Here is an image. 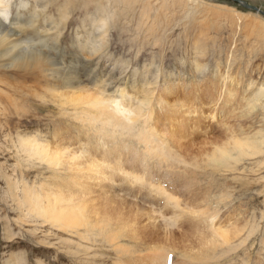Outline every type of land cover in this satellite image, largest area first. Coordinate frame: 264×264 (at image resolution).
Returning <instances> with one entry per match:
<instances>
[{
	"label": "rangeland",
	"instance_id": "1",
	"mask_svg": "<svg viewBox=\"0 0 264 264\" xmlns=\"http://www.w3.org/2000/svg\"><path fill=\"white\" fill-rule=\"evenodd\" d=\"M10 4L4 28L46 30L59 64L0 55V264H264V14L232 0ZM70 151L116 174L90 181L78 213L46 197L87 191L61 163Z\"/></svg>",
	"mask_w": 264,
	"mask_h": 264
},
{
	"label": "bare ground",
	"instance_id": "2",
	"mask_svg": "<svg viewBox=\"0 0 264 264\" xmlns=\"http://www.w3.org/2000/svg\"><path fill=\"white\" fill-rule=\"evenodd\" d=\"M70 1V0H69ZM10 2L11 0H0V19H2L3 22L0 23V55H8L10 56L11 60L13 61V63H15L18 67L24 69V70H40L42 72H46L47 70H50L51 72H53V70L49 69L50 65H52V67L56 64H59L55 61H53V57H51V55L49 54H45L47 52H43L42 48H46V44L47 43L45 41L46 35H47V31L43 30V31H38V30H34L31 34H28L26 32V28L21 27L20 25L17 27L18 30H13L11 31V26L9 28H4V26L6 24H9V15H10ZM68 3V2H67ZM259 12L263 13L260 8ZM264 14V13H263ZM65 21V20H64ZM103 22V21H102ZM31 27H34L31 25ZM56 28V27H55ZM102 28V27H101ZM33 29V28H32ZM257 29V28H256ZM42 30V29H41ZM104 30V29H103ZM263 36H264V32H262ZM48 36V35H47ZM260 39V38H259ZM259 41V40H258ZM264 42V41H263ZM94 47H96L97 45H93ZM46 51V50H45ZM253 51H256L253 50ZM256 53V52H255ZM264 60V59H262ZM12 63V64H13ZM6 64V63H5ZM9 65V64H8ZM59 68V67H57ZM56 69V68H55ZM49 71V72H50ZM57 71V70H56ZM59 71V70H58ZM50 75V74H48ZM68 79V82L66 83V86L70 87H74L77 85H81L82 87V82H79L78 84H74L72 83L70 77H64ZM80 81V80H78ZM74 82V81H73ZM230 88V87H229ZM222 89V88H221ZM231 90H225V92H230ZM234 91V90H233ZM235 92H232V94ZM260 93L263 95L264 94V89L260 91ZM259 94V93H258ZM259 95V96H262ZM222 96V95H221ZM234 96V95H233ZM106 101V100H105ZM105 101L103 99H96L95 103L96 104H100L102 106H106L107 104L105 103ZM164 101V100H163ZM120 102V101H119ZM113 103V102H111ZM110 103V106H112V104ZM106 104V105H105ZM238 104V103H237ZM95 105V104H94ZM109 106V107H110ZM117 106V108H116ZM116 106H115V111H117V113H114V116H118V113H120L119 117L122 116V114L124 116V118H126L127 120H131V121H135V116H134V110L131 109V107L129 108L128 106H123L122 103H118V101L116 100ZM108 107V106H107ZM97 108V107H96ZM99 108V107H98ZM105 110V109H104ZM233 111V110H232ZM105 112V111H104ZM113 112V111H110ZM109 112V113H110ZM122 113V114H121ZM116 114V115H115ZM112 114L110 113V116ZM117 118V117H116ZM116 118H114L115 120H117ZM111 119V117H110ZM120 119V118H119ZM118 119V120H119ZM137 119V118H136ZM114 120V121H115ZM111 121V120H110ZM113 121V120H112ZM118 121H116L115 123H117ZM120 122V121H119ZM130 123V122H129ZM120 124V123H118ZM119 126V125H118ZM149 138V137H148ZM151 139V138H150ZM114 140V138H113ZM41 146V145H40ZM39 146V147H40ZM46 146V145H45ZM42 148V147H41ZM44 148V146H43ZM42 148V149H43ZM67 151V150H66ZM74 151V150H73ZM138 151V150H137ZM161 151V150H160ZM64 153V152H63ZM62 153V154H63ZM112 153V152H111ZM134 153V152H133ZM52 154V153H50ZM54 154H56V157L60 155L59 150L54 151ZM54 154H52L53 157ZM62 154L60 156V160L61 163H63L64 167L67 168V170L69 172H71L72 177L76 180H78V182L80 183V185H84L87 184V191L84 192V194H73L72 191L69 192V194H57L56 195V191H54L53 193H48L47 194V200L49 205L55 204L56 202V208H60V205H66L68 203V201L71 202V206L73 208L72 212H79V209H76V207L80 206V209H85L84 208V204L85 203H89L92 200V193H95L96 190H94V188L88 187L90 186L91 182H95V184H99L103 178H107V175L110 174V176H112L111 178H116L114 175H116L113 170V165L110 164L111 159H104V163H98L97 159L96 161H92V160H84L82 155H79V153L76 152H72L70 151L69 153H64L63 154V159L62 158ZM78 154V155H77ZM49 156V154H48ZM51 157V158H53ZM143 157V156H142ZM150 157V156H149ZM50 158V159H51ZM69 158V159H67ZM145 158V157H144ZM148 158V157H147ZM58 159V157H57ZM92 159V158H91ZM142 159V158H141ZM55 159L53 158V161ZM149 160V159H148ZM52 161V160H51ZM56 161V160H55ZM118 161V160H117ZM120 161V160H119ZM143 161V160H142ZM147 162V159L145 160ZM173 161V160H172ZM89 164H88V163ZM101 162V161H100ZM133 162V161H132ZM146 162H144L146 164ZM134 163V162H133ZM150 163V162H149ZM119 165V164H118ZM113 166V167H112ZM136 166V165H135ZM111 169L110 172L107 174L106 169ZM126 169V168H125ZM123 169L119 168V171H122ZM125 171V170H124ZM123 172V171H122ZM130 172V171H129ZM126 170V175H130L132 176L131 179H133V175L131 174V172L129 173ZM154 173V172H153ZM152 174V173H150ZM98 175L100 176V178L102 179L101 181L95 180L96 177H98ZM119 175V174H118ZM135 175V174H134ZM127 177V176H126ZM99 178V177H98ZM109 178V176H108ZM138 178V177H137ZM136 179V178H135ZM76 180L74 183H76ZM152 180V179H150ZM91 181V182H90ZM129 181V179H128ZM158 181V180H157ZM77 182V183H78ZM152 182V181H151ZM102 183V182H101ZM106 183V182H103ZM103 183L101 184V186L103 185ZM129 183V182H128ZM93 184V185H95ZM79 185V184H78ZM143 185V184H142ZM155 185V184H154ZM77 187L76 185H73V187ZM100 186V185H99ZM104 186V185H103ZM140 186V185H139ZM105 188V187H104ZM78 189V187H77ZM70 190V188H69ZM68 190V191H69ZM103 190V189H102ZM166 190V189H165ZM78 191V190H77ZM72 193V194H71ZM76 193V192H75ZM169 194V193H168ZM54 195V196H51ZM124 195V194H123ZM102 199V197H100ZM170 198V197H169ZM173 199V197H172ZM46 200V201H47ZM99 203V202H98ZM174 203V202H173ZM178 204V203H177ZM43 206V205H42ZM96 207V206H95ZM33 208V207H32ZM34 209V208H33ZM40 209V208H38ZM61 209V208H60ZM56 210V209H55ZM63 210V209H62ZM86 210V209H85ZM96 210V209H95ZM60 211V210H59ZM66 211V210H65ZM68 211V210H67ZM94 211V210H93ZM50 212V211H48ZM53 212V211H52ZM64 212V211H63ZM69 212V211H68ZM82 212V211H81ZM87 212V211H86ZM96 212V211H95ZM61 213V212H59ZM70 213V212H69ZM85 213V212H84ZM54 214V213H53ZM65 214V213H64ZM67 214V213H66ZM65 214V215H66ZM80 214V213H79ZM82 214V213H81ZM86 214V213H85ZM72 215V214H71ZM63 216V215H61ZM60 217V216H57ZM56 217V218H57ZM92 217V216H91ZM125 217V215H124ZM62 218V217H60ZM65 218V217H64ZM58 219V218H57ZM122 219V218H121ZM59 220V219H58ZM57 221V220H55ZM68 221V218H67ZM66 221V223H67ZM113 221V220H112ZM65 223V222H64Z\"/></svg>",
	"mask_w": 264,
	"mask_h": 264
},
{
	"label": "water",
	"instance_id": "3",
	"mask_svg": "<svg viewBox=\"0 0 264 264\" xmlns=\"http://www.w3.org/2000/svg\"><path fill=\"white\" fill-rule=\"evenodd\" d=\"M234 2H238L241 6L244 8L252 9V10H257L259 11L258 7L249 3L247 0H232ZM264 13V11H262Z\"/></svg>",
	"mask_w": 264,
	"mask_h": 264
}]
</instances>
